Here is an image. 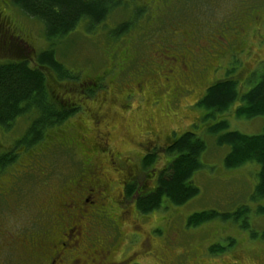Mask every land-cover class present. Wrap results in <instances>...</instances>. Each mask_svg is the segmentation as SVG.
Masks as SVG:
<instances>
[{
  "label": "flooded vegetation",
  "instance_id": "1",
  "mask_svg": "<svg viewBox=\"0 0 264 264\" xmlns=\"http://www.w3.org/2000/svg\"><path fill=\"white\" fill-rule=\"evenodd\" d=\"M3 6L5 9L7 5L0 0V54L21 57L13 43H24L26 36L12 29ZM248 10L230 12V18L215 20L209 26L175 23L162 29L155 20L146 21L144 28L136 32L140 42L132 37L125 42L127 47L119 57L122 69L114 79L103 84L101 76H85L78 85V97L66 95L56 82V87L51 86L57 109L70 114L67 121L77 118L71 124L72 138L65 136L67 121L54 126L43 142L27 151L15 147L21 139L3 146L0 135V160H7L0 169V218L5 209L2 203H7L11 211L23 202H17V190L22 186L17 187V181L33 172L44 174L43 150L58 143L76 150L79 157L76 172L64 179V184L60 182L55 188L42 179L36 185L43 196L36 207L40 215L37 229L24 234L8 232L13 244L22 247L33 264H141L139 259L151 254L150 244L145 250L138 249L139 257L133 254L130 237L123 240L122 222L126 223L133 213L141 214L139 200L156 191L160 177L173 160L169 148L176 133L172 130L162 137L156 114L151 112L134 126L122 121V115L132 103L143 101L147 109L155 107L158 112L166 102L168 116L177 117L179 101L192 95L189 110L201 116L218 112L225 117L224 110L202 105L209 90L226 80L234 86L239 102L240 85H247L264 68V57L260 56L264 52V3L257 12ZM112 73V67L106 68L103 76ZM209 74L217 78L207 80ZM120 77L121 82L114 83ZM17 119L8 127L0 126V133H8ZM118 142L124 151L118 148ZM104 163L107 170L102 168ZM254 258L262 259L260 255Z\"/></svg>",
  "mask_w": 264,
  "mask_h": 264
},
{
  "label": "rangeland",
  "instance_id": "2",
  "mask_svg": "<svg viewBox=\"0 0 264 264\" xmlns=\"http://www.w3.org/2000/svg\"><path fill=\"white\" fill-rule=\"evenodd\" d=\"M105 1L112 4L114 11L102 24L89 30L86 28V23L82 22L65 39L54 45L57 61L77 77L71 81H58L54 76L50 79V82H53V79L56 83L60 82L61 90H64L66 95L72 94L78 97L77 88L83 77L101 76L106 72V68L112 67L113 73L101 77L100 82L106 84L110 79H114L122 69L119 57L127 47L125 42L129 38H134L135 42L139 43L141 37L136 32L144 28L146 21L155 20L162 29L168 24L175 23L186 26L199 23L209 26L215 23V20L230 18L232 16L230 12L236 10L249 9L248 11L257 12L262 9L264 3V0ZM2 2L7 5L5 9L3 6L2 10L10 19L12 29L15 28L16 34L21 36L22 33L26 38L24 43L20 40H15L13 43L15 50L19 51L22 57L0 54V64L22 60L32 66L31 61L41 52L50 49L53 44L46 40L42 23L23 15L11 4V0H2ZM124 21L131 22L128 31L114 37V33ZM6 32L8 34L7 30ZM260 56L264 57V52ZM259 76H253V80L247 85L246 83L240 85L238 91L243 93L253 88L259 81ZM216 78L217 75L209 74L207 80ZM119 82L121 77L119 80L115 79L114 83ZM133 89L134 92L137 90L136 87ZM191 97L192 95H185L182 101H179L177 117L168 116L166 102L161 104L159 107L161 112H158L155 107L147 109L143 101L132 103L131 108L122 115V121L127 124L132 123L131 125L134 126L142 122L146 112L149 114L151 112L156 114L155 120L162 137L168 136L172 130H175V138L189 131L199 136L205 144V150L199 158L200 168L192 177L193 184L198 190L197 195L182 206L175 207L165 203L162 208L147 215L133 213L126 223L122 222L121 231L125 236L123 240L130 237L128 239L133 242L130 244L134 250L133 254L138 257L140 256L138 249L145 250L146 244H150L148 248L151 254L140 258L141 264H264V210H262L264 196L254 197L259 166L257 163L249 162L240 167L226 169L224 159L229 148L216 143L217 136L230 131H237L247 136L260 135L264 125L263 118H239L237 109L240 103L236 101L224 111L225 117L223 113L218 112L201 116L191 108L188 109L193 102ZM46 102L47 96L44 95L43 103ZM29 113L18 118L16 123L8 128V133H0L3 146L8 147L14 140L22 138L36 115L34 111ZM196 119L198 120L194 123ZM74 120H77L76 116L64 125L65 136L68 138L69 136L72 138ZM221 122H225L226 129L219 134H213L210 130ZM191 123L193 124L190 126ZM128 136L129 131L126 132V137ZM122 140L128 143V139ZM117 146L124 151L121 143L118 142ZM75 154L76 150L70 151L57 143V146L42 151V155L45 156L43 175L33 172L23 176V180L20 178L17 181V187L19 184L22 185L17 190V202L18 200L23 202H18L17 208L13 207L11 211L7 209V203H2L5 209L0 218V231L4 233L0 236V264H33L28 259L26 251L16 242L13 244L8 232L24 234L28 230L37 229L36 222L40 219V215L36 207L43 196L41 189L38 190L39 186L36 189V185L43 181L42 179L49 180V185H54L55 188L60 182L64 184V179H70L78 168L79 157ZM102 168L107 170L108 166L104 163ZM148 185L151 187L150 184ZM242 209L245 211L240 214L239 211ZM201 212H214L218 215L200 226L187 227L188 217ZM237 213L239 216L234 220L232 216ZM213 245L221 248L220 251L211 254L209 248ZM123 246L121 244L122 250ZM259 255L262 259L254 258Z\"/></svg>",
  "mask_w": 264,
  "mask_h": 264
},
{
  "label": "trees",
  "instance_id": "3",
  "mask_svg": "<svg viewBox=\"0 0 264 264\" xmlns=\"http://www.w3.org/2000/svg\"><path fill=\"white\" fill-rule=\"evenodd\" d=\"M11 4L26 17L42 23L46 40L53 44L31 61L32 66L22 60L0 65V126L8 127L25 113L34 111L36 114L29 129L15 146H21L27 151L43 142L54 126L66 122L70 117L67 112L57 109L51 90L55 81L53 79L50 82V79L54 76L58 81H71L77 77L57 61L54 45L65 39L82 22L86 23L89 30L102 24L114 11V7L105 0H11ZM130 25V21H124L113 36L124 34ZM225 81L218 82L209 90L202 103L206 109L225 111L237 100L234 86ZM44 95L47 96L46 104L43 103ZM239 103V118L262 117L264 121V68L256 85L240 95ZM226 127L225 122H221L210 131L219 134ZM216 143L229 148L224 159L226 169L240 167L249 162L258 164L254 197H263L264 125L260 135L247 136L230 131L217 136ZM204 150V142L192 132L186 131L174 140L169 148L173 160L168 171L160 177L156 191L138 202V210L142 215L159 210L165 203L175 207L182 206L197 195L198 190L192 177L200 168L199 157ZM5 161L7 160L4 158L0 160V169H3ZM244 211L242 209L239 213ZM217 215L214 212L192 214L188 217L186 226H200ZM236 216L239 214H233L234 220ZM219 249L221 248L213 245L209 251L215 254Z\"/></svg>",
  "mask_w": 264,
  "mask_h": 264
}]
</instances>
